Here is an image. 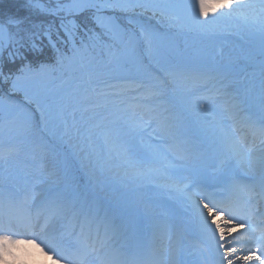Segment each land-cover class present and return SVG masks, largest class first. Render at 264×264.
<instances>
[{
    "label": "snow or ice",
    "instance_id": "1",
    "mask_svg": "<svg viewBox=\"0 0 264 264\" xmlns=\"http://www.w3.org/2000/svg\"><path fill=\"white\" fill-rule=\"evenodd\" d=\"M0 264H264V0L0 3Z\"/></svg>",
    "mask_w": 264,
    "mask_h": 264
},
{
    "label": "trees",
    "instance_id": "2",
    "mask_svg": "<svg viewBox=\"0 0 264 264\" xmlns=\"http://www.w3.org/2000/svg\"><path fill=\"white\" fill-rule=\"evenodd\" d=\"M6 2V0H0V3H5Z\"/></svg>",
    "mask_w": 264,
    "mask_h": 264
}]
</instances>
